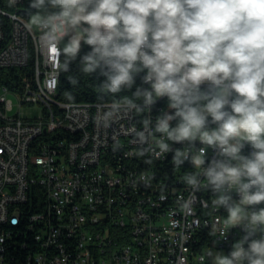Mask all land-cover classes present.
I'll return each mask as SVG.
<instances>
[{
	"label": "built area",
	"instance_id": "built-area-1",
	"mask_svg": "<svg viewBox=\"0 0 264 264\" xmlns=\"http://www.w3.org/2000/svg\"><path fill=\"white\" fill-rule=\"evenodd\" d=\"M22 2L0 5V73L17 76L0 84V264H212L208 251L227 253L241 230L210 190L186 184L198 170L151 151L145 121L164 101L107 120L123 103L58 101L64 36L51 42L18 14Z\"/></svg>",
	"mask_w": 264,
	"mask_h": 264
},
{
	"label": "clouds",
	"instance_id": "clouds-1",
	"mask_svg": "<svg viewBox=\"0 0 264 264\" xmlns=\"http://www.w3.org/2000/svg\"><path fill=\"white\" fill-rule=\"evenodd\" d=\"M29 7L51 42L57 32L69 37L64 71L79 58L84 73L101 77V93L131 91L105 120L120 107L142 113L165 102L154 125L145 121L158 134L153 155L171 152L175 167L197 169L186 184L210 190L225 223L242 233L227 253H206L212 264H264V0H31ZM46 7L54 13L41 15Z\"/></svg>",
	"mask_w": 264,
	"mask_h": 264
},
{
	"label": "trees",
	"instance_id": "trees-1",
	"mask_svg": "<svg viewBox=\"0 0 264 264\" xmlns=\"http://www.w3.org/2000/svg\"><path fill=\"white\" fill-rule=\"evenodd\" d=\"M31 0H23L21 5L18 7V14L29 20L37 10H34L29 7ZM0 5L3 8L5 6V0H0ZM55 9L51 7L42 8L39 12H52L54 13ZM4 25V32L6 36L8 35L9 26L6 19H2ZM63 51V50H62ZM83 51H87V46H84ZM65 57L61 56V63L59 69V78L57 86V99L60 102L64 103H94V102H112V103H123V98L131 96V91H124L118 94H104L101 93L99 89V84L101 77L98 74H86L82 71V67L77 58L71 66L70 71H64L62 65L64 63ZM5 74V78L2 76ZM10 77V78H9ZM17 76L13 73L1 72L0 73V84H7L16 80ZM4 79V80H2ZM76 80L77 83L73 84L72 81ZM139 83V80H138ZM71 97V98H69ZM165 105V102H164ZM10 253H14L10 251Z\"/></svg>",
	"mask_w": 264,
	"mask_h": 264
},
{
	"label": "rangeland",
	"instance_id": "rangeland-1",
	"mask_svg": "<svg viewBox=\"0 0 264 264\" xmlns=\"http://www.w3.org/2000/svg\"><path fill=\"white\" fill-rule=\"evenodd\" d=\"M51 14H53L52 12H45L43 15L44 16H48V15H51ZM69 39V37L68 36H66V35H64V39H63V42H64V44H63V48H64V46H65V43L67 42V40ZM12 100H13V103H14V105H16V103H17V100L14 98V97H10ZM17 110V107L15 106V111ZM21 113L24 115V116H32V115H34V113L35 112H37L38 113V111H39V107H37V108H26V106L24 107V108H22L21 110Z\"/></svg>",
	"mask_w": 264,
	"mask_h": 264
}]
</instances>
